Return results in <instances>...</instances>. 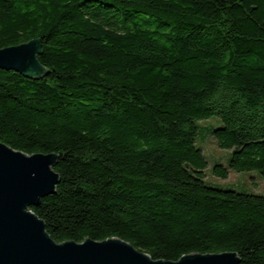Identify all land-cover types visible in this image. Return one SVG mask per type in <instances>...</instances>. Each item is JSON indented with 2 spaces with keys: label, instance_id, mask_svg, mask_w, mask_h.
<instances>
[{
  "label": "trees",
  "instance_id": "1",
  "mask_svg": "<svg viewBox=\"0 0 264 264\" xmlns=\"http://www.w3.org/2000/svg\"><path fill=\"white\" fill-rule=\"evenodd\" d=\"M33 39L47 75L0 70V142L58 156L52 240L264 264V195L207 184L197 145L217 119L212 174L264 180V0H0V50Z\"/></svg>",
  "mask_w": 264,
  "mask_h": 264
},
{
  "label": "water",
  "instance_id": "2",
  "mask_svg": "<svg viewBox=\"0 0 264 264\" xmlns=\"http://www.w3.org/2000/svg\"><path fill=\"white\" fill-rule=\"evenodd\" d=\"M41 39L0 50V70L38 80ZM56 154L27 155L0 142V264H239L236 253L189 254L178 261L153 260L118 238L56 243L31 210L56 191Z\"/></svg>",
  "mask_w": 264,
  "mask_h": 264
},
{
  "label": "rangeland",
  "instance_id": "3",
  "mask_svg": "<svg viewBox=\"0 0 264 264\" xmlns=\"http://www.w3.org/2000/svg\"><path fill=\"white\" fill-rule=\"evenodd\" d=\"M198 125L199 140L197 145L202 150L209 164L205 170L206 183L223 189L264 195V180L256 172L236 173L231 171L225 180L219 179L212 174L211 167L214 164L218 163L226 166L230 152L219 149L211 136V129L219 125L217 119L200 121Z\"/></svg>",
  "mask_w": 264,
  "mask_h": 264
}]
</instances>
